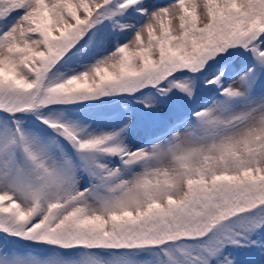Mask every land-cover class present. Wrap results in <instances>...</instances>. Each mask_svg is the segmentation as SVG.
<instances>
[{
	"label": "snow or ice",
	"instance_id": "obj_1",
	"mask_svg": "<svg viewBox=\"0 0 264 264\" xmlns=\"http://www.w3.org/2000/svg\"><path fill=\"white\" fill-rule=\"evenodd\" d=\"M0 264H264V0H0Z\"/></svg>",
	"mask_w": 264,
	"mask_h": 264
}]
</instances>
